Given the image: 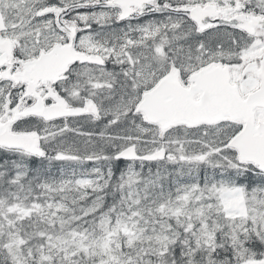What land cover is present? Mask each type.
Wrapping results in <instances>:
<instances>
[{"label":"snow or ice","instance_id":"obj_1","mask_svg":"<svg viewBox=\"0 0 264 264\" xmlns=\"http://www.w3.org/2000/svg\"><path fill=\"white\" fill-rule=\"evenodd\" d=\"M0 264H264V0H0Z\"/></svg>","mask_w":264,"mask_h":264}]
</instances>
